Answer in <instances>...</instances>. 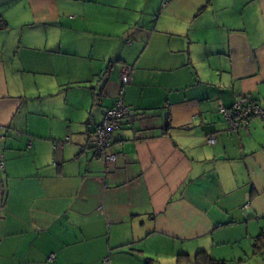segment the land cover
I'll list each match as a JSON object with an SVG mask.
<instances>
[{
    "label": "crops",
    "instance_id": "0c3cea01",
    "mask_svg": "<svg viewBox=\"0 0 264 264\" xmlns=\"http://www.w3.org/2000/svg\"><path fill=\"white\" fill-rule=\"evenodd\" d=\"M240 96L264 100V0H0V264H264V118L219 113Z\"/></svg>",
    "mask_w": 264,
    "mask_h": 264
},
{
    "label": "built area",
    "instance_id": "2783aa9c",
    "mask_svg": "<svg viewBox=\"0 0 264 264\" xmlns=\"http://www.w3.org/2000/svg\"><path fill=\"white\" fill-rule=\"evenodd\" d=\"M129 68H124L120 76L121 88L116 97L114 106L105 111L101 123L97 125L93 132L92 151L106 168L115 167L118 161V154L111 153L113 144V134L118 131L123 122L129 118V109L125 105L123 89L129 84ZM219 113L226 123V133H237L239 131L248 132L249 123L254 118H264V100L257 101L248 96H240L235 100L230 108L219 107ZM68 139V138H67ZM209 144H214V138H208ZM3 163L0 162V170ZM53 256L49 257V261Z\"/></svg>",
    "mask_w": 264,
    "mask_h": 264
},
{
    "label": "trees",
    "instance_id": "16d2710c",
    "mask_svg": "<svg viewBox=\"0 0 264 264\" xmlns=\"http://www.w3.org/2000/svg\"><path fill=\"white\" fill-rule=\"evenodd\" d=\"M255 249L256 251H260L264 249V236H260L256 239L255 241ZM195 264H222V263H217L213 261L212 259L208 258L206 255L203 253H198L195 257Z\"/></svg>",
    "mask_w": 264,
    "mask_h": 264
}]
</instances>
